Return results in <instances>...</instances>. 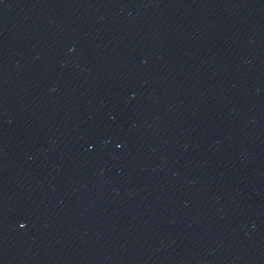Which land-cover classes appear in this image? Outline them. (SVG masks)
<instances>
[{
    "label": "water",
    "instance_id": "1",
    "mask_svg": "<svg viewBox=\"0 0 264 264\" xmlns=\"http://www.w3.org/2000/svg\"><path fill=\"white\" fill-rule=\"evenodd\" d=\"M0 264H264V0H0Z\"/></svg>",
    "mask_w": 264,
    "mask_h": 264
}]
</instances>
